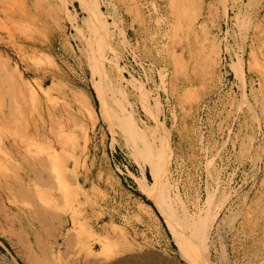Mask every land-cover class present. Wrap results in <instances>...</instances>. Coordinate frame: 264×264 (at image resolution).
I'll use <instances>...</instances> for the list:
<instances>
[{
  "label": "bare ground",
  "instance_id": "1",
  "mask_svg": "<svg viewBox=\"0 0 264 264\" xmlns=\"http://www.w3.org/2000/svg\"><path fill=\"white\" fill-rule=\"evenodd\" d=\"M70 1L79 2L86 15L83 23L87 33L81 30L79 15L71 16L81 47L78 50L81 56L75 61L80 65L82 81L96 89L103 104L102 110L107 102L102 94H110L109 110L103 112L102 116L108 123L109 132L114 135L120 133L128 145L136 148L135 155L144 162L143 173L149 167L153 182L143 176L139 183L143 193L165 217L182 258L190 264H212L207 241L219 213L211 208L204 218L198 220V215H194L196 212L190 215L183 202L176 195H171L172 187L163 177L166 165L164 156L168 157L169 151L163 153L149 141V136H157L159 124L145 131L140 129L130 110L127 111L129 102L126 93L117 85L116 76L126 80V72L119 70L121 63L117 53L121 42L115 28L123 25L135 29V34L140 38L138 53L149 59L152 66L159 67L161 88L175 99L180 111L188 115L209 84L214 82L215 67L222 54L224 25L227 34H231L235 41L242 38L243 51L236 60L229 45L226 51L232 57L231 68L243 83V101L248 103L247 70L255 71L264 83V0ZM4 6L6 8V4ZM29 10L25 8L23 0H18L14 8L8 6L4 9L0 4V41L5 39L3 34L7 30L6 34L15 44L17 40L25 47H33L32 38L35 39L34 32H38L33 25L34 16L42 20L39 25L50 26L57 35L61 32L62 21H66L67 14H71L61 4L47 5L43 0H30ZM233 22L235 24L231 27ZM20 34L26 36V40ZM126 37L124 35V40H127ZM66 50L78 55L74 46L66 47ZM247 50L248 62L245 61ZM22 51V64L26 63L24 58L27 56L36 57L35 51H31L30 55H27L29 52L26 49ZM11 61V57L0 50V234L10 239L18 256L26 264H136L130 258L116 260L126 249L124 243L112 238L106 227H101V231L95 233L93 229L83 226L77 212L69 218L68 212L57 213L51 208L52 202L49 203L50 194L56 197L61 193L65 206L77 199L74 198L67 169L71 162L75 168L80 164L81 153L91 142L90 131L83 121L85 115L95 121L88 98L75 87L71 90L75 106L64 112L59 108L57 99L50 96L52 87L44 89L47 78L39 88H35L33 82L22 76L19 63L13 65ZM50 78L56 81L55 75ZM40 93L46 96V103L40 100ZM156 103L158 113H161L160 104L158 101ZM186 115H182L184 124L188 119ZM48 123L49 128H45ZM48 131H51L49 135L53 136V142L55 140L51 144L52 139L48 136L49 145ZM79 202L83 205L81 200ZM253 206L262 210L264 215L263 196L255 199ZM138 214L145 222L153 216L141 204L138 205ZM70 224L71 229L65 231ZM61 241L65 249L57 253L56 248L61 246ZM220 262L231 264L225 253L221 254ZM139 263L173 264L163 263L151 255L144 256Z\"/></svg>",
  "mask_w": 264,
  "mask_h": 264
},
{
  "label": "rangeland",
  "instance_id": "2",
  "mask_svg": "<svg viewBox=\"0 0 264 264\" xmlns=\"http://www.w3.org/2000/svg\"><path fill=\"white\" fill-rule=\"evenodd\" d=\"M17 1L1 0L0 4L4 9L8 6L14 8ZM29 1L23 0L27 10ZM43 1L47 5L61 4L67 12L70 11L66 21H62L61 32L55 35L50 26L46 28V24L39 25L42 20L34 16L33 25L38 29V32H34L35 39L32 38L35 46L25 47L17 40L15 44L6 30L3 34L5 39L0 41V50L11 57L13 65L19 63L22 76L33 82L35 88H39L47 78L44 89L52 87L50 96L57 99L61 110L74 108L71 90L78 87L88 98L95 116L94 122L89 116H84L83 121L90 131L91 142L81 153L80 164L75 168L71 162L67 169L68 178L71 176L74 198L77 199L65 206L61 193L56 194V197L50 194L48 199L49 203L52 202V210L60 214L68 212L69 218L77 212L83 226L93 229L95 233L100 232L101 227H106L112 238L124 243L126 249L116 260L130 258L140 264L144 256L151 255L161 259L163 263L190 264L182 258L165 217L143 193L139 183L143 176L153 182L149 167L143 173L144 162L135 155L136 148L128 145L120 133L111 134L108 123L102 119L103 112H108L110 107V94H102V98L107 100L104 111L96 89L82 81L80 65L75 61L81 56L78 51L81 47L71 22V16L78 14L81 30L87 33V27L83 23L86 15L82 12L80 3L70 0ZM234 24L235 22L231 27ZM115 31L120 34L121 42L117 53L121 63L119 70L126 72V80L116 76L117 85L126 93L129 102L126 105L127 111L130 110L129 113L140 129L145 131L146 128L159 124L157 136H149V141L163 153L165 150L169 151V156H164L166 165L163 177L172 187L171 195H176L183 202L190 215L196 212L194 215H198V220L204 218L211 208L219 213L207 241L211 263L221 264L222 253H225L231 264L264 263V215L262 210L253 206L254 200L262 196L264 206V83L255 71L252 73L247 70L245 79L248 103L243 101V83L230 66L231 54L236 60L237 55L243 51L242 38L235 41L231 34H227V27L224 25L222 54L215 67L214 82L209 84L199 103L186 115L183 114L184 111H180L175 99L161 88L159 67L152 66L149 59L138 53L140 38L135 34V29L118 25ZM124 35L127 40H124ZM227 45L231 48V54L226 51ZM73 46L78 55L66 50V47ZM22 49L29 52L27 55L35 51L36 62L35 58L27 56L23 57L26 63L22 64ZM248 51L245 54L247 62ZM54 75L55 82L50 78ZM45 99L46 96L40 93V100L46 103ZM157 101L161 113H158ZM182 115L188 118L185 124L182 122ZM49 126L48 123L45 128ZM50 132L46 133L47 145L48 136L52 139L51 144L55 143ZM79 200L83 205H80ZM139 204L151 211V220H142L138 214ZM71 227L70 224L65 231ZM2 236L0 234V264H26L18 256L10 239ZM62 243L63 241L56 248L57 253L64 251ZM99 250L100 245L97 247V251Z\"/></svg>",
  "mask_w": 264,
  "mask_h": 264
}]
</instances>
